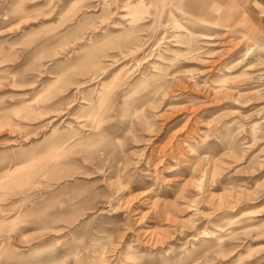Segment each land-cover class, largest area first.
I'll list each match as a JSON object with an SVG mask.
<instances>
[{"label":"rangeland","instance_id":"1","mask_svg":"<svg viewBox=\"0 0 264 264\" xmlns=\"http://www.w3.org/2000/svg\"><path fill=\"white\" fill-rule=\"evenodd\" d=\"M130 2L0 0V264H264V7Z\"/></svg>","mask_w":264,"mask_h":264},{"label":"bare ground","instance_id":"2","mask_svg":"<svg viewBox=\"0 0 264 264\" xmlns=\"http://www.w3.org/2000/svg\"><path fill=\"white\" fill-rule=\"evenodd\" d=\"M127 7H130L131 8V14L134 15V17H144L143 15L148 12V6L147 4L145 3V0H136V3H128L126 5ZM122 12V11H121ZM212 26H210L209 24L207 25L206 23L204 22H196L194 25L191 26L192 30L189 29L188 33L189 35H193L195 34L194 32V29L195 27H203V28H213V29H222V23L219 22V21H215V22H212ZM179 27H184V28H187L184 24H179ZM133 28V27H131ZM210 36H208V40H210L208 42V46H212V47H218V46H222V44H225L223 38H221V36L219 34H215V35H212V34H209ZM91 41V40H90ZM225 46V45H224ZM257 46H260V44H256V45H251L248 47L247 51L243 54H241V56H238L239 58L243 57L242 59H249V58H255V57H259L260 54H257ZM225 50V48H224ZM218 52V50H217ZM237 57V58H238ZM261 58V56L258 58V60ZM246 62V61H245ZM227 69H225L226 72H229V68H230V65H226L225 66ZM216 68V64H211V66L209 67V71H212ZM260 75H264V72H261L259 73V76ZM227 76V75H224V77ZM261 77V76H260ZM258 77V78H260ZM234 97V96H233ZM235 100L239 102V99L235 97ZM90 115V114H89ZM9 171V170H8ZM231 227V226H230ZM216 229H220V225H217L215 226ZM228 229V228H227ZM223 231V230H222ZM206 236V235H205ZM110 240V239H109ZM195 240V239H194ZM101 243V242H100ZM105 249V248H104ZM133 251V250H131ZM99 252V250H98ZM103 252V251H102ZM104 253V252H103ZM91 254V253H90ZM74 254L70 255V256H73ZM103 257V256H101ZM129 258V257H128ZM104 260V258H102ZM73 260V259H72Z\"/></svg>","mask_w":264,"mask_h":264},{"label":"crops","instance_id":"3","mask_svg":"<svg viewBox=\"0 0 264 264\" xmlns=\"http://www.w3.org/2000/svg\"><path fill=\"white\" fill-rule=\"evenodd\" d=\"M256 2H258L260 5L264 7V0H256Z\"/></svg>","mask_w":264,"mask_h":264}]
</instances>
